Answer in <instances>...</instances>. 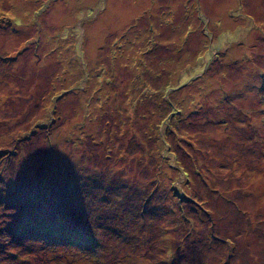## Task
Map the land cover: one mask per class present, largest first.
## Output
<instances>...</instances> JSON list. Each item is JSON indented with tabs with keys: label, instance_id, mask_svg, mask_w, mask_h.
Here are the masks:
<instances>
[{
	"label": "rangeland",
	"instance_id": "1",
	"mask_svg": "<svg viewBox=\"0 0 264 264\" xmlns=\"http://www.w3.org/2000/svg\"><path fill=\"white\" fill-rule=\"evenodd\" d=\"M0 264H264V0H0Z\"/></svg>",
	"mask_w": 264,
	"mask_h": 264
},
{
	"label": "trees",
	"instance_id": "2",
	"mask_svg": "<svg viewBox=\"0 0 264 264\" xmlns=\"http://www.w3.org/2000/svg\"><path fill=\"white\" fill-rule=\"evenodd\" d=\"M15 202H17L16 204H14V203H12L14 206H16L17 204H19V203H21V204H24V203H27L24 199H20L19 201H15ZM13 206V207H14ZM7 208H9V207H7ZM55 214L57 213V211L56 210H54L53 211ZM40 217V219H45L46 217L43 215V216H39ZM50 217H52L51 215H50ZM27 221V220H26ZM47 222V221H46ZM48 224V223H47ZM35 225V224H34ZM53 225V224H52ZM52 225H50V226H47V230H46V232L44 233V236H43V232L44 231H40V228L39 227H41V225L40 224H38L37 223V225H36V231L34 232V240L33 241H35L36 240V238L38 237V236H40V237H44V238H50V237H55V241H60L61 239H59V238H64V239H66V240H68V241H72L71 240V238H68V237H61V234H65V232H66V228L65 227H63V226H61V225H59V226H56L55 227V224H54V226H52ZM50 227H52L53 229H51ZM14 229H15V231H16V229H18L17 228V226H14L13 227V229L11 230V231H13L14 232ZM8 230H9V227H8ZM52 230H56L57 232H58V234H57V236H51V235H49V233L48 232H52ZM29 235V234H28ZM32 236V235H31ZM65 236H66V234H65ZM39 237V238H40ZM31 239H33L32 237H30V236H25L24 238H22L21 240L22 241H32ZM39 240V239H38ZM36 243V242H35ZM55 259H56V257H54Z\"/></svg>",
	"mask_w": 264,
	"mask_h": 264
}]
</instances>
